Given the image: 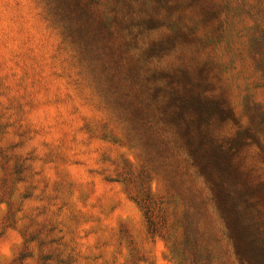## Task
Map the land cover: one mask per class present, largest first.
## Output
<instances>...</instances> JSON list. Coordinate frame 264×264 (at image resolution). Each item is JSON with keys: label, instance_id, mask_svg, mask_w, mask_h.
Wrapping results in <instances>:
<instances>
[{"label": "rangeland", "instance_id": "rangeland-1", "mask_svg": "<svg viewBox=\"0 0 264 264\" xmlns=\"http://www.w3.org/2000/svg\"><path fill=\"white\" fill-rule=\"evenodd\" d=\"M0 264H264V0H0Z\"/></svg>", "mask_w": 264, "mask_h": 264}]
</instances>
